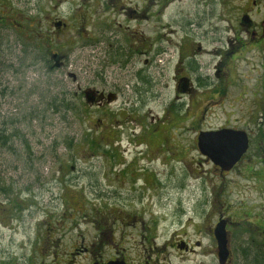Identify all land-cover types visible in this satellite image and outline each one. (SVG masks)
Wrapping results in <instances>:
<instances>
[{
    "label": "rangeland",
    "instance_id": "374dc122",
    "mask_svg": "<svg viewBox=\"0 0 264 264\" xmlns=\"http://www.w3.org/2000/svg\"><path fill=\"white\" fill-rule=\"evenodd\" d=\"M145 1L126 0L136 9L129 14L105 0H0V127L4 119L20 122L32 145L30 156L17 145L20 161L7 149L0 154V187L9 191L0 192V264H88L134 248L142 242L138 233L154 229L194 241L201 237L190 225L210 228L220 215L231 218L236 263L250 264L243 242L255 234L257 218L247 214H261L264 202V43L262 50L224 51L240 36L245 13L262 26L264 0L258 8L251 0ZM92 17H140L131 18V30L138 27L147 44L164 49L146 67V94L121 112L91 109V121L66 105L45 112L56 98L86 100H74L75 91L100 81V71L105 84L118 73L107 68L112 57L103 47L128 42L112 35L93 48L91 35L103 36L90 34ZM59 21L68 24L62 31ZM246 37L241 33L240 41ZM54 53L62 67H55ZM181 76L190 79L189 91L178 90ZM224 127L250 138L229 170L197 145L201 131ZM85 132L97 147L82 144ZM13 197L21 203L10 208Z\"/></svg>",
    "mask_w": 264,
    "mask_h": 264
},
{
    "label": "flooded vegetation",
    "instance_id": "af4514ba",
    "mask_svg": "<svg viewBox=\"0 0 264 264\" xmlns=\"http://www.w3.org/2000/svg\"><path fill=\"white\" fill-rule=\"evenodd\" d=\"M105 1L109 8L110 5L112 6L113 10H120L122 13L129 12V14L136 12V9H133V7L124 6L126 0ZM144 1L145 0H141L142 3ZM120 4H122V7L116 9ZM251 4L257 6V8L259 7L258 0H251ZM244 16L251 17L249 13H245ZM2 17H4V15L1 12L0 21L2 20ZM80 18L83 22L86 20L85 17ZM131 18L138 20L140 17H92L91 22L93 31H91L90 34H93L94 36H103V39L97 40L91 35L90 38L93 40V48L100 45L102 41L109 44L111 38L107 37L112 35H116L112 36L116 38L123 36L125 42H128V45H126L123 40H120L114 48H111L110 45L108 47H103V53L111 55L112 57V59L104 61L105 64H107V68L109 69L113 66L115 70L118 71V73L115 74L113 82H106L105 84L101 81L103 73L100 71V73L97 74L101 79L100 81L96 79L92 81V83H89L85 88L81 85L78 87L77 94L84 95L83 97H90V103L86 102L87 98L84 100L89 106L90 111L95 108L105 112V108L110 107V110L115 109L116 111L121 112L126 109V105L131 101L142 102L141 100L146 94V67L149 64V66L153 68L158 56L164 52V49L158 47L155 42H149V44H147L148 39L146 33L138 27L131 30V27L128 24ZM141 18L145 19V16ZM59 22H61L62 25L58 28L62 31L68 24L63 21ZM261 24L262 26L256 25L252 19L248 23H244L241 19L239 22L240 36H235V41L233 39L230 40L229 43L231 47H228L227 51H224V54H239L242 50L248 49L250 46L262 50L260 47L262 46V43H264V22ZM83 30L85 33L89 34L87 28H84ZM241 33L247 35L246 41H240ZM196 57L197 54L194 52L190 57V64L193 63L194 59L196 60ZM53 58H56L54 64L55 67H62L64 65L63 61L59 62L58 60L59 54L54 53ZM131 73L133 76H130L131 80H129L127 79V74ZM184 84L189 86L186 88L187 91H189L191 89L190 79L187 76L179 77L178 90H181ZM87 114L89 115V113ZM90 114L91 115L89 116L93 119V114L91 112ZM96 121H101V118L97 117ZM262 197H264V193L262 194ZM260 207L263 209L261 214L253 215L255 213L253 210L250 214H247V216L253 217V220L254 218H257V220L251 222L256 237L254 234L250 236L249 241L243 242L248 246L245 256L246 258H249L248 261L251 260L253 262H256L259 258L264 260V202ZM230 219V216L227 217L220 215L217 222L210 228H207L206 224L190 225L197 228L194 230V234L201 237V239L197 238L194 241H188L185 237L178 238V235L176 234L172 236V233H165L163 235L157 233L155 235L157 229H154L155 233H153V230H150V234H146L143 231L138 233L140 239L136 241L142 242L138 244L136 243L137 246L135 245L134 248H130L129 250L124 248L122 251H117L116 254L105 260L94 258L88 264H108L115 262L121 264H237L235 250L231 246L229 235V224L232 223ZM222 220L226 222L228 238L227 247L229 252L228 258L224 263L220 260L218 242L215 236L216 226ZM144 230L146 231L145 228ZM186 234L187 233L183 235L185 236ZM206 237H208V239L211 238L212 241H208L207 244L204 245L205 243L203 242V239Z\"/></svg>",
    "mask_w": 264,
    "mask_h": 264
},
{
    "label": "water",
    "instance_id": "95a60500",
    "mask_svg": "<svg viewBox=\"0 0 264 264\" xmlns=\"http://www.w3.org/2000/svg\"><path fill=\"white\" fill-rule=\"evenodd\" d=\"M248 17H243L242 22H249ZM61 22L56 26L60 27ZM187 84H184L181 91H186ZM90 103L89 96L86 97ZM197 145L200 153L211 160L216 166L223 170L233 168L244 156L250 146L248 134L242 130L223 128L219 130L201 131L197 136ZM215 236L218 242L219 256L222 263L228 258V238L226 222L220 221L215 229ZM108 264H121L118 262Z\"/></svg>",
    "mask_w": 264,
    "mask_h": 264
},
{
    "label": "trees",
    "instance_id": "16d2710c",
    "mask_svg": "<svg viewBox=\"0 0 264 264\" xmlns=\"http://www.w3.org/2000/svg\"><path fill=\"white\" fill-rule=\"evenodd\" d=\"M12 64V63H11ZM13 66V64H12ZM75 76V75H74ZM4 78V67L3 65L0 66V79ZM199 81L202 82L203 80L201 78H199ZM78 91V90H77ZM77 91H75V96H74V100H77L78 97H81V95L78 93ZM61 104H59V99L56 98L55 100L53 99L52 101L48 102L45 108V112L46 111H50L53 110L54 112H61V106L66 105V111L67 112H71L72 114L77 115L78 113L82 114L83 117L89 119V121H91V116L90 115V109L89 106L87 105V103L85 101H74L75 103H70L65 101L64 99L61 100ZM89 113V115L87 113ZM77 113V114H76ZM78 114V115H80ZM77 115V116H78ZM34 120H36V116H34L31 119V122H33ZM26 128L22 127V125H20L19 123H15L13 121V119H4L2 122V127H0V154L2 153L3 150L7 149L9 151H11L16 157L19 158V161L21 159H24V155H22L21 153H19L17 151V145L21 146L23 149H25L24 154H27L28 156H30L32 154V145L31 143L28 141L27 139V133L25 132ZM86 133V132H85ZM85 139L82 141V144L87 143L88 145H90L93 148L97 147V143L92 139V133L91 134H87L85 135ZM81 142V141H80ZM75 138L67 141L65 143L66 147L72 148L75 144ZM16 146V147H15ZM0 192L8 194V187L7 186H3L2 188L0 187ZM14 201V202H12ZM21 198L16 197V199L13 197L12 200L9 201V207L11 208L12 206L15 205H20ZM250 264H264V260L262 259H258L256 262H253L251 260H249Z\"/></svg>",
    "mask_w": 264,
    "mask_h": 264
}]
</instances>
